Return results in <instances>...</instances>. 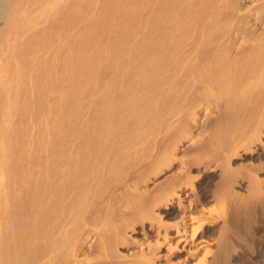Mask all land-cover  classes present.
Here are the masks:
<instances>
[{
	"label": "bare ground",
	"instance_id": "obj_1",
	"mask_svg": "<svg viewBox=\"0 0 264 264\" xmlns=\"http://www.w3.org/2000/svg\"><path fill=\"white\" fill-rule=\"evenodd\" d=\"M0 264H264V0H0Z\"/></svg>",
	"mask_w": 264,
	"mask_h": 264
}]
</instances>
